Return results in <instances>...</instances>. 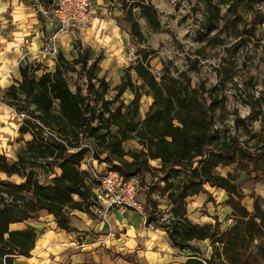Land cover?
<instances>
[{"label":"trees","instance_id":"16d2710c","mask_svg":"<svg viewBox=\"0 0 264 264\" xmlns=\"http://www.w3.org/2000/svg\"><path fill=\"white\" fill-rule=\"evenodd\" d=\"M40 1L46 5L49 0ZM109 1L121 5L130 33L138 43L143 40V34L134 9L151 29L160 27L158 12L150 0ZM198 1L204 5L207 31H211L220 19L221 6L232 7V18L225 21L222 32L228 27L236 29L240 20L236 5L252 0ZM256 1L264 3V0ZM263 23V13L254 11L250 22L238 30L236 41L225 48V66L217 71L220 85L232 79L230 69L234 54L254 37L256 27ZM210 42L221 45L224 39L216 34ZM137 52L139 58L128 65L120 83L113 89L117 98L128 89L132 99L127 105L121 101L116 107L106 99L109 88L105 77L97 75L99 58L87 66L86 50L74 60L79 65L77 77L84 75L86 79L84 94L78 85L74 91L69 88L64 74L74 68L60 52L56 55L53 72L37 77L38 68H19L21 80L17 86L8 88L6 98L18 114L25 115L19 133H30L32 139L21 148L14 162L0 154V172L23 179L21 183L0 180V264H13L14 256L28 258L35 247L37 233L34 228L10 230L11 224L34 219L40 211H45L53 216L58 229L69 232L72 230L68 223L70 210L90 214L91 186L86 183L87 174L79 169L88 155L124 177L163 175L164 190L173 204L174 218L166 230L167 237L172 246L181 251L192 249V255L183 264H264L263 203L254 196L252 210H247L242 204L245 195L238 183L239 174L246 176L249 182H264V113L261 107L254 102L249 104L250 119L260 122L258 133L248 129L243 118L234 119V127L239 128L241 124L248 140L221 134L214 122V111L220 107L217 97L209 94L203 85L192 87L185 72L174 77L164 69L157 80L148 66L147 52ZM131 72L136 76L135 81ZM143 95L150 96L152 102L140 119ZM45 130L55 138L44 136ZM251 139L254 140L252 145L248 143ZM130 140H136L139 151L123 149V143ZM84 143L92 145L91 149L83 147ZM152 160H159L160 167H152L149 164ZM54 165L60 174L50 184L40 183L36 170L47 173ZM218 167H233V173L222 176L216 171ZM181 168H186L183 174ZM206 184L227 194L225 204L231 208L234 222L224 231L218 221L213 225H197L186 217V199L201 193ZM257 238L261 243L251 251L250 245ZM204 240H209L211 245V255L207 259L190 245L193 241Z\"/></svg>","mask_w":264,"mask_h":264},{"label":"crops","instance_id":"0c3cea01","mask_svg":"<svg viewBox=\"0 0 264 264\" xmlns=\"http://www.w3.org/2000/svg\"><path fill=\"white\" fill-rule=\"evenodd\" d=\"M94 8L96 12L95 4ZM104 15L106 10L103 9L99 25L95 23L96 26L91 29L59 35L56 45L58 52H64L70 46V35H77L81 39L88 33L86 38L93 44L94 57L101 55L97 63L98 77L104 76L108 92L114 93L113 89L120 83L127 66L120 55L119 38L115 31L110 28L109 36H102L107 24H110L109 17L105 18ZM52 33L44 16L33 10L26 0H0V154H4L9 162L17 160L21 148L31 141L32 136L30 133H19L22 120L15 108L8 104L6 92L20 82V67L38 68L35 71L37 77L44 72L54 71L56 56L41 50ZM131 76L136 79L133 72ZM121 99L127 105L132 99L131 92L125 90ZM150 104L151 98L143 95L139 107L140 119L144 118ZM122 147L131 152L140 150L136 140L127 141ZM87 158H91L89 165L94 169H108L106 163L97 162L91 155ZM149 164L154 168L160 167L159 160H152ZM85 168L84 164L79 167L81 171ZM59 174L57 167L47 173L37 171L42 184H50ZM151 178L149 174L142 177L143 180ZM0 180L13 183L23 181L16 175L8 177L1 172ZM86 183L90 186L88 180ZM227 198L224 190L206 184L201 193L186 199V217L197 225H213L218 221L221 231H224L234 222L232 210L225 204ZM74 200L78 201V198ZM68 223L71 231L60 230L52 215L40 211L34 219L11 224L10 230L31 227L37 233L30 257L14 256L13 264H183L192 255V249L181 251L173 247L166 232L145 226L142 218L130 210L112 211L105 219H99L91 213L74 209L68 213ZM190 245L200 253L211 251L209 240L193 241Z\"/></svg>","mask_w":264,"mask_h":264},{"label":"rangeland","instance_id":"374dc122","mask_svg":"<svg viewBox=\"0 0 264 264\" xmlns=\"http://www.w3.org/2000/svg\"><path fill=\"white\" fill-rule=\"evenodd\" d=\"M92 1L97 7L98 20L87 28L91 29L94 25H99L101 13L103 9L106 10L104 17H109L110 24H107L108 27L102 32V36H109L110 28L115 31L114 34H117L119 38L120 55L127 67L129 65L125 58L127 48L129 46L137 47L138 50L147 52L148 66L157 80L164 69H167L174 77L185 72L192 87L203 85L209 94L218 98L220 107L214 111V122L221 134L236 135L240 140H248L241 124L239 128L234 127L236 117L243 118L245 126L253 133L260 131V122L250 119L249 104L254 102L261 107L264 113V23L256 27L254 37L246 41L245 45L234 54V64L230 69L232 79L220 85L217 71L221 66H225L223 63V58L226 55L225 48L236 41L238 30L250 22L254 11H260L264 15V3L252 0L248 4L236 5V13L240 18L236 29L228 27L220 32L225 21L232 18V7L229 9V6H221L220 19L211 31H207L204 5L198 0H150L158 12L160 27L156 30L151 29L145 20L140 18L139 11L134 9L133 13L138 19L143 34V40L138 43L130 33V25L126 22L124 10L119 3L109 0ZM248 7H252L254 11L249 10ZM249 28L250 25H247V29ZM102 30H104L103 27ZM216 34H220V37L224 39L223 44H211L210 39ZM86 36L88 33L81 39L77 35H70L68 37L70 46L64 52L60 51L65 60L74 68V71H67L64 74L69 88L74 91L75 85H78L83 94L85 93L86 79L84 75L77 77L79 65L75 64L74 60L84 50L88 55L87 66L94 59L101 58V55L94 57L93 44ZM133 81L135 80L133 79ZM208 93L204 96H207ZM106 98L113 103L112 107L118 106L122 101L121 96L117 98L115 93L108 92ZM248 143L252 145L254 140L251 139ZM54 168L56 165L52 166L49 171ZM179 170L183 174L186 168ZM216 171L225 176L227 173H233V167H218ZM156 176L163 177L158 174ZM238 183L244 192L245 197L242 204L247 210H252L254 196L261 199L264 207V182H249L246 176L239 174ZM260 243V238L255 239L250 245V250H256V246ZM200 255L207 259L210 257L211 251L210 253L201 252Z\"/></svg>","mask_w":264,"mask_h":264},{"label":"built area","instance_id":"2783aa9c","mask_svg":"<svg viewBox=\"0 0 264 264\" xmlns=\"http://www.w3.org/2000/svg\"><path fill=\"white\" fill-rule=\"evenodd\" d=\"M26 1L31 4L33 10L44 16L52 29L49 41L41 49L51 56L58 53L56 38L59 35L82 33L97 20L92 0H49L46 5L40 0ZM137 51V47L134 46L127 48L125 58L128 64H134L139 58ZM18 117L22 120L25 115L19 113ZM44 136L55 138V135L47 130ZM83 147L90 149L87 143H84ZM90 161L91 158L85 157L81 164L86 166L83 171L87 174L91 186L92 198L89 207L91 214L99 219H105L112 211L126 209L139 215L145 226L156 227L164 232L168 230L174 220L173 204L168 199V192L164 190L165 181L162 177L149 180H143L139 176L124 177L115 170L94 169L89 165ZM151 217L153 220L149 221ZM229 223H232V220H229Z\"/></svg>","mask_w":264,"mask_h":264}]
</instances>
